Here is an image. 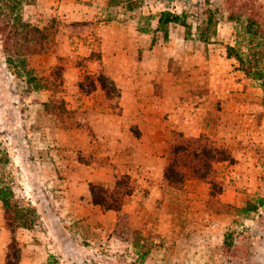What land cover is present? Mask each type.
<instances>
[{"label":"rangeland","instance_id":"374dc122","mask_svg":"<svg viewBox=\"0 0 264 264\" xmlns=\"http://www.w3.org/2000/svg\"><path fill=\"white\" fill-rule=\"evenodd\" d=\"M162 10L184 21L169 24L166 39L156 30ZM20 14L45 28L48 42L42 51L22 55L6 52L0 35V190L12 192L5 194L8 208L0 200V213L9 229L7 217L14 225L22 221L16 206L36 212L31 199L43 198L37 188L31 197L22 188L19 166L27 165L23 156L32 145L48 155L55 138L76 134L74 149L80 145L84 152L75 151L71 159L59 148L67 164L78 159L100 167L101 155L87 152L94 144L85 136L99 132L95 116L112 120L121 113L118 84L151 83L154 110L160 97H173L176 127L184 130L172 134L167 145L181 141L185 132L203 133L231 159L214 162L202 181L161 183L155 199L124 214L119 227L101 218L91 199L73 200L72 211L64 213L72 215L73 251L69 245L49 246L54 239L43 237L36 212L30 228L37 232L28 242L44 243L43 250L22 249V240L10 238L1 246L0 262L19 264L27 254L39 264H264V0H23ZM228 45L246 65L252 63L250 74L235 56L228 57ZM257 70L260 77L253 75ZM101 75L104 89L97 81ZM69 96H76L77 108ZM48 101H62L65 111L45 109ZM106 175L113 179L110 170ZM85 186L91 194L90 183ZM150 191L138 188L136 195L147 197ZM62 195L70 198L69 192Z\"/></svg>","mask_w":264,"mask_h":264},{"label":"crops","instance_id":"0c3cea01","mask_svg":"<svg viewBox=\"0 0 264 264\" xmlns=\"http://www.w3.org/2000/svg\"><path fill=\"white\" fill-rule=\"evenodd\" d=\"M155 21L157 23V16ZM98 61L100 62L101 60L99 59ZM145 78L150 82L148 77ZM117 88L118 104L121 108V113L117 115V118L112 120L105 116L103 118H100L98 115L95 116L94 119H98L94 120L96 122L95 125L100 130L94 136L90 134L85 136L88 142L94 144L89 146L87 152H96L95 156L99 153L101 160L103 162L107 161V164L102 162L101 165H98L100 167H91L93 163H80L78 159L76 161L70 160V163L67 164V159L64 154H61L59 148L66 155L69 153L71 159L74 157L75 151L79 153L80 151L84 152L83 147H80V145L79 148L74 149L75 143L73 141H79V136L68 133L61 134L54 139V144H50L54 148L48 150V155L43 150L32 145L31 149H28L27 153L23 156L27 165L22 164L19 166L23 191L31 197L30 191L33 188H37L36 193L38 194L36 195H39V198L40 195L43 196L39 202L34 201L33 198L31 202L35 205L36 212L44 226L43 237L50 238L52 236L54 242L49 244V246L54 247L56 250L61 245H69L67 246V250H74L73 246L69 244L71 239L69 226L73 222L71 220L72 215H64V213L72 211L70 206L75 199L78 200V203L81 201L88 203L90 201L91 194L89 191L86 192V182L99 183L106 188L113 189L117 179L116 175L127 174L135 185L131 195L121 207L120 212L125 215L135 214L140 204L147 203L145 202L147 199H155V193L159 192L161 183H164L163 170L169 151L167 140L171 138L172 134L177 133V131L184 130L181 127H176V119L174 118L176 111L173 112L174 109H172L174 105L172 96L160 97L157 103L153 105L156 109L154 110L150 107L153 103L150 101V97H148V94H152L154 90L151 83L140 85L118 84ZM69 97L72 109L77 108L79 105L78 101H74L76 96ZM66 101H68L67 97ZM183 121L188 122L189 119L186 117ZM175 130L176 132H174ZM199 134H188L185 132L182 135L185 137H197ZM148 136L154 140H149ZM97 141L100 143H97ZM92 143H89V145ZM108 170L113 175V179L111 178V180L106 175V171ZM117 171H119V174H117ZM63 174L64 176L61 178ZM69 177L72 181H69ZM62 182L64 183L63 185ZM142 187L152 189L150 191L151 194L147 195V197L136 195L138 188ZM79 188L82 189L79 195H83V199L77 195V189ZM68 192L70 198L68 199L67 197L64 200L62 194L68 195ZM60 204H64V207H60ZM89 204L101 213L99 214L101 218H109V223L111 222L112 225H116L118 216L116 211L104 210L100 206L90 202ZM55 209H64V212L59 214ZM100 222L102 223V220ZM36 232L35 228L19 227L15 230L14 236L17 241H23L20 243L22 249L25 247L32 252L33 248H37L42 251L43 247H45L44 243L40 245L37 242V244L28 242ZM11 237L12 233L5 225V221L0 213V250L1 246L6 244L5 241ZM24 242H28L29 244H24ZM27 246L31 248H27ZM76 247H79V245H76ZM26 255L19 264H39L37 260H32V256ZM0 264H4L3 261Z\"/></svg>","mask_w":264,"mask_h":264},{"label":"trees","instance_id":"16d2710c","mask_svg":"<svg viewBox=\"0 0 264 264\" xmlns=\"http://www.w3.org/2000/svg\"><path fill=\"white\" fill-rule=\"evenodd\" d=\"M22 4L23 0H0V35L2 36L3 48L6 52H16L22 55L27 53L31 54L33 51H42L48 42V34L45 28L32 25L22 18L20 14ZM171 23L184 25V21L179 14L169 10L160 11L157 16L156 30L162 32L163 38L165 39L168 37V25ZM251 23H253V21L249 23V29L251 28ZM226 49L228 57L235 56L242 67L240 69L250 74L253 69L252 63L249 62V64L246 65L243 58L238 56L237 52L235 53L233 46L228 45ZM7 61L9 64L13 62L10 56H7ZM26 63L27 60L23 58L21 64L26 66ZM253 63L256 67L257 60ZM28 74H30V72ZM253 75L260 77L261 72L257 70ZM104 78L103 75L97 78V81L103 89L105 88ZM63 104L62 101H48L44 102L42 105L45 109L46 107L50 109L62 108V111H65ZM180 137L182 138L181 141L169 145L168 156L163 170V181L169 187L182 185L189 179L201 181L207 179L213 171L212 164L214 162L229 161L231 159L226 148L213 145L203 133H200L197 137H185L182 134ZM130 180L127 174L117 177L113 189L106 188L99 183H90L92 203L100 206L104 210L109 209L116 211L118 213L116 221L117 227L120 226L124 215L120 212L121 207L134 189L133 184L131 187L127 184ZM124 187L128 189L122 192V188ZM8 193L12 192L11 189L7 187L4 190H0V200L5 208L10 206V202L5 196V194ZM16 209L18 213L17 218L22 219V221L14 225L12 222L13 220L7 217L8 225L12 233V243H16L14 236L15 230L18 227L30 228L33 219L37 216L33 208H23L24 213L19 206H16ZM25 212L30 218H23L25 217ZM15 217L13 218L15 219ZM6 264H17V262L11 263L7 260Z\"/></svg>","mask_w":264,"mask_h":264}]
</instances>
